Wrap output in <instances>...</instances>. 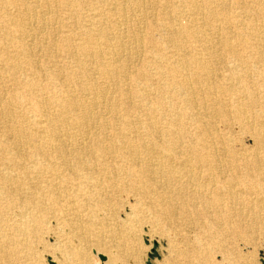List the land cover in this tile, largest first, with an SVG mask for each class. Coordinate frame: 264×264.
Instances as JSON below:
<instances>
[{"label": "bare ground", "instance_id": "6f19581e", "mask_svg": "<svg viewBox=\"0 0 264 264\" xmlns=\"http://www.w3.org/2000/svg\"><path fill=\"white\" fill-rule=\"evenodd\" d=\"M60 1L0 0V37L5 38L0 45V255H12L20 235L41 230L57 211L70 232H87L94 224L101 225L96 212L111 206V196L137 193L140 198L149 196L146 209L154 216L191 212L204 217V224L212 228L204 235L209 238L202 246L204 262L240 264L243 257L236 241L264 214V155L260 158L256 148L264 145V0H167L185 3L180 13L189 25L184 29L175 22L152 23L166 28L169 40L177 45L164 54L166 44L150 43L157 53L145 58L162 60L150 61L151 73H145L144 66L134 68L131 79L126 53L143 37L126 36L127 16L129 10L150 1L102 0L82 21L75 18L76 0ZM7 5L23 14L7 11ZM59 5L69 12V20L58 13ZM107 23L117 25L116 33L107 32ZM48 27L55 34L44 45ZM197 28L203 34L193 38L202 50L218 54L216 44L223 43L229 54V63L208 70L205 77L201 75L206 59L181 47ZM226 33L243 39L237 40L239 45L227 39L221 42ZM51 50L42 85V70L32 67L37 51ZM79 54L82 61L76 57ZM66 57L69 60L63 62ZM170 57L175 58L173 64L165 63ZM188 66L200 69L191 76L185 72ZM161 67H166L164 73ZM78 70L81 74L75 77ZM93 74L103 78L102 87ZM59 75L63 79L54 82ZM162 76L175 80L163 82L164 93L173 102L157 111L149 103L148 86ZM71 80L76 88L70 87ZM4 85L19 90L20 96L13 92L5 98ZM43 88L52 93L42 96ZM195 88L207 90L197 111L191 103ZM22 89L34 94L32 102L42 110L38 117L25 116L32 102L22 98ZM226 90L234 94L230 109L220 97ZM128 97H135L142 110L139 115L126 108ZM101 103L119 121L110 131L100 129L106 125L100 120ZM257 103L255 119L252 111ZM186 110L190 123L184 121ZM213 115L227 127L237 123L238 134L218 135ZM159 120L165 125L158 127ZM240 134L250 135L249 148L239 143ZM135 182H151L153 187ZM102 254L106 257L102 264H113ZM216 254L219 259H214Z\"/></svg>", "mask_w": 264, "mask_h": 264}, {"label": "rangeland", "instance_id": "374dc122", "mask_svg": "<svg viewBox=\"0 0 264 264\" xmlns=\"http://www.w3.org/2000/svg\"><path fill=\"white\" fill-rule=\"evenodd\" d=\"M57 1L61 2L60 0ZM100 1L102 2V0H76L77 10L75 18H80L79 20L82 21L84 15L88 13L89 10L94 9L96 5L98 6L101 4ZM149 1V4L147 3L144 6L141 5V7H138V9L137 7H134L133 9L129 10L131 15L127 16L128 24L126 36L128 37L132 34L139 35L140 33L143 37L141 42L134 43L136 45L135 49H132L130 50L131 52L126 53V55L128 54V59L130 61V67L127 71L128 77L130 79L131 77L129 74L134 68H140L141 66H144L145 73H151L152 69L149 67L150 61L156 63V61L162 60L161 58H145L146 55L153 56L157 53L154 46L157 47L159 45L166 44V47H164L165 51H163L165 54L166 51L171 53L170 50H173L174 45H177V43L173 42V40H169L170 33L166 28L158 27L152 23L155 21H160L163 24H173L175 22L184 29L189 25L188 21H186L184 18V14L181 15L180 13V11H183V5L185 3L167 0ZM16 2L18 3L19 1ZM62 8L63 7L59 5L58 13H60V15L63 17V20H69V12L67 10H63ZM7 11L15 13L17 16L23 14V12L15 11V9H13L10 5H7ZM244 19H246V17L242 16V20ZM107 24V32L110 31L111 34L116 33L115 28L117 25L114 23ZM150 24L151 26H149ZM50 27L54 28L55 24L50 25ZM50 27H48L46 32V38L43 39L42 44L44 45H46V42H50L53 38L52 36L55 34L54 30H50ZM67 28L68 27H62V29L65 30H67ZM139 30L141 31L139 32ZM189 34L191 37L183 41L181 47L186 50V53L194 54L198 58L206 59L208 65L206 67H202L204 68L202 69V77L210 74L208 70H218L224 63H229V54L223 43L216 44L218 54L210 53L202 50V48H200L198 45V42L193 38L200 37L203 34L201 28H197L196 30L194 29L193 32L190 31ZM226 34H223L222 39L220 40L221 42L227 39L231 44L239 45L237 42L239 38L237 36L230 33ZM150 35L152 36V39L148 41V36ZM225 36L227 37L225 38ZM242 39L243 37L239 41ZM4 40L5 38L3 39L0 37V45L4 42ZM150 43H152L154 46L150 45ZM9 49L11 48H8V50ZM53 52L54 50H51V53L45 52L46 54H44L42 51L36 52L38 56H36V60L34 62L35 65L32 68H38L40 71L42 70V76L40 79L42 85L46 83L44 74L46 72L48 73V71L43 68H48L46 66L47 61L50 60L48 56H50V54ZM177 53L180 54V52ZM76 57L81 59V61L84 58V56L81 54L76 55ZM37 60H39V62ZM62 60L63 62H67L69 58L66 57ZM174 61L175 58L170 57V60H166L165 63L173 64ZM199 69L200 68L188 66L185 69V72L192 76ZM160 70L164 73L166 71V67H161ZM90 72L92 73L91 70ZM79 74L81 73L78 70L75 77H77ZM92 77L93 80L99 84L103 80L99 74H93ZM178 78L179 77H177V79ZM62 79V75H59V78H57L54 82L61 81ZM71 81L73 82L70 84V87L76 88L75 81ZM142 81H145V76L143 77ZM165 81L168 83H173L175 80H169L168 78L166 79L164 76H162L158 77L157 80H152L149 82L148 89H150L152 92L150 94L149 103L150 105H155L157 107V111L163 110L164 108H169L173 102L170 101L167 97V94L164 93L166 89L163 87V82ZM210 81L213 82L214 80L210 78ZM176 82L178 81L176 80ZM50 84L54 85L52 82H50ZM99 86L102 87L101 84ZM127 86L132 87L131 85ZM11 88L10 86L8 87V85L3 86L2 94L5 98L9 97L11 94H13V92L14 96H16V94L19 95V90L16 91L14 89V91H12ZM195 89V93L191 97V103L194 111H197L201 110L200 108L204 103V99L207 98V90L203 88ZM43 92L44 93H42V96L52 93V91L47 88H43ZM158 94H162V98H159ZM218 95L220 94L218 93ZM21 96L22 98L29 99L31 102L34 99L33 93L26 94V91L23 89L21 90ZM220 97L226 101V109H230L233 103L232 100L234 94L226 90L223 91ZM126 101H129L126 106L129 111L134 112L136 115H139V113L142 112L141 108L136 105L135 97H128L126 98ZM118 105L119 103L117 106ZM258 107H260L259 103H257L256 108L254 107V111H252L255 119L259 116V112L257 111ZM171 109L173 111L177 110L173 106ZM100 110L102 113L100 115V120L103 119L106 122L105 128L101 127V130L110 131L112 130L111 126L114 123H116L114 126L119 125V121L116 116L107 112L105 103L100 104ZM178 110H180V107H178ZM41 112L42 110H40V108L32 102V104L27 106L25 116L27 117L31 115L33 117H38ZM185 112H187V110L183 113ZM155 115H159V113L156 112ZM210 119L212 120L213 127L218 135H229L235 137L238 134L237 123H235L233 118H231V120H233L235 124L231 127H227L222 119L218 116L213 115L210 117ZM159 121L160 123L156 124L158 127L165 125L161 122V120ZM184 121L189 123L191 121V117H188L186 113L184 115ZM188 127H190V125H188ZM20 138L23 143L24 137ZM10 140H14V138L7 139V141ZM239 140V143H241L243 146H248V148L252 144L249 134H244L243 137L241 135ZM241 148L242 150L244 149L243 147ZM256 148L259 157L262 158L264 155V145L258 144V147ZM134 184L138 186L145 185L148 187H153V183L151 182H135ZM110 199L111 206L108 207V209L101 208L96 212L97 221H101V225L97 223L94 224L93 227L87 232L83 230H80L79 232L77 230V232L73 234L70 232L69 227L65 224L67 226L66 227L61 222L62 220L59 218L61 215H59L57 211V214L54 217L51 216L48 218L47 224L44 225L41 230L20 235L19 242L13 245L14 249H11L13 250L12 255H0V264H102L103 261L97 255L102 253L113 259V264H208L207 262H204L205 257L202 253V246L206 247V243L209 241V238L204 235L207 233L209 234V232L212 231V228H209L206 226V224H204L205 219L202 215H195L190 212L189 214L180 216L179 214L168 212L165 214L156 215V217L150 212L149 209H146V205L150 203L148 202L150 200L149 196L147 195L146 198H140L137 193H118L116 196H111ZM138 202H143L141 204V209H138V207H140ZM260 215L259 223H257V225H255L253 228L247 230L245 232L246 234L242 235L240 240L238 239V241H236L238 242L236 246L239 250V254L243 257L242 261L247 262L245 263L241 261L240 264H264V214ZM242 238L247 240L243 241ZM174 244L177 246L176 249ZM197 246L198 248H196ZM196 249L199 252L196 251ZM176 250H179L180 252ZM181 251L185 253H181ZM195 251L198 257L194 255ZM178 253L181 254L179 255ZM214 259H219V256L216 254Z\"/></svg>", "mask_w": 264, "mask_h": 264}, {"label": "water", "instance_id": "95a60500", "mask_svg": "<svg viewBox=\"0 0 264 264\" xmlns=\"http://www.w3.org/2000/svg\"><path fill=\"white\" fill-rule=\"evenodd\" d=\"M98 257L103 261L105 258L102 256V255H100V254H98Z\"/></svg>", "mask_w": 264, "mask_h": 264}]
</instances>
